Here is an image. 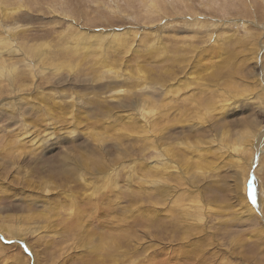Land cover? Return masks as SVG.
<instances>
[{
    "label": "rangeland",
    "instance_id": "obj_1",
    "mask_svg": "<svg viewBox=\"0 0 264 264\" xmlns=\"http://www.w3.org/2000/svg\"><path fill=\"white\" fill-rule=\"evenodd\" d=\"M0 52V264H264V0H0Z\"/></svg>",
    "mask_w": 264,
    "mask_h": 264
},
{
    "label": "bare ground",
    "instance_id": "obj_2",
    "mask_svg": "<svg viewBox=\"0 0 264 264\" xmlns=\"http://www.w3.org/2000/svg\"><path fill=\"white\" fill-rule=\"evenodd\" d=\"M2 46V45H1ZM4 46V45H3ZM3 49H5L6 51L8 50V48H4L3 47ZM8 52V51H7ZM9 52H12V50L11 49H9ZM0 54H2L1 52H0ZM1 62V61H0ZM106 65V64H105ZM13 67V66H12ZM13 69H14V67H13ZM13 71V70H12ZM1 72H3L2 70H1V67H0V78L2 77V74H1ZM14 72H15V69H14ZM10 74V73H9ZM13 75H14V73H12ZM11 76V75H10ZM9 76V77H10ZM31 134V133H30ZM34 137V136H33ZM44 140V139H43ZM42 140V141H43ZM45 141V140H44ZM34 142H35V140H34ZM31 143V142H30ZM39 143V142H38ZM37 146V145H36ZM170 151H171V149H170ZM174 153V152H173ZM172 156V155H171ZM170 156V157H171ZM164 164V163H163ZM159 165H161V164H159ZM163 167H164V165L162 166V169H163ZM167 169V165H165V170ZM160 174H162V173H160ZM75 206V205H74ZM77 210V209H76Z\"/></svg>",
    "mask_w": 264,
    "mask_h": 264
},
{
    "label": "snow or ice",
    "instance_id": "obj_3",
    "mask_svg": "<svg viewBox=\"0 0 264 264\" xmlns=\"http://www.w3.org/2000/svg\"><path fill=\"white\" fill-rule=\"evenodd\" d=\"M253 201H254V197H253Z\"/></svg>",
    "mask_w": 264,
    "mask_h": 264
}]
</instances>
